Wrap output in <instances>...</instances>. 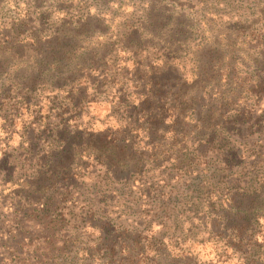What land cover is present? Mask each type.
<instances>
[{"label": "rangeland", "instance_id": "rangeland-1", "mask_svg": "<svg viewBox=\"0 0 264 264\" xmlns=\"http://www.w3.org/2000/svg\"><path fill=\"white\" fill-rule=\"evenodd\" d=\"M7 1L9 2L8 5L0 6L2 7L1 13H10L9 17L14 18L19 15H25V11H27L28 14L26 15L31 20L40 21L38 12L34 11L33 4L29 0H13L16 1L14 6L11 0ZM37 1L41 5V1L44 0ZM52 1L56 0H49V4ZM61 1L63 2L58 0L59 4L56 3L62 9L58 15L56 13L46 19L47 16L44 15L46 11H43V23L38 30L47 31L48 28L54 27L53 23L57 19L66 16V13L76 18L84 17L87 12L93 15L95 13V3L98 0ZM113 1L114 4L108 7L107 13L111 14L109 20L112 16L116 17V19L111 25L112 29L101 27L102 31H104L103 33L109 32L110 34L112 31L115 32L114 28H116L118 23L124 21V16L127 17V23L139 19L141 17L142 4L148 0ZM175 1H177L175 9L169 7L175 12L172 18L174 21L173 29L177 33V37L183 39L185 36H182L183 34L179 36L178 31L183 30L185 25L195 24L196 17L189 12L193 8L190 3H187L189 0ZM27 2L29 6H26ZM80 2L81 4H79ZM118 2L123 3L126 7L119 10ZM17 5L18 8L16 9ZM155 14L156 12L153 13V15ZM179 14L182 16L178 17ZM235 16L230 19L235 24L228 25L229 20L226 17L218 18L208 14V22L205 26H193V29H200L199 31L203 33L201 36L204 39L202 49H196L198 48L196 46L198 40H195L194 43L191 42L188 46L190 51H196L194 55L198 61V67H201L198 77H193L195 70L193 72L190 57L186 59L185 68L179 64L180 62L172 59L165 60L162 63L153 61V71L159 72V74L155 75V81L158 82L157 90L162 94L160 104L163 105L164 109L161 113H165L168 107L172 108L174 105H178L182 110V116L190 117L191 110L196 107L193 104L205 106L202 110L194 113L195 119L199 118L201 120L200 128H196L194 124H188V122L180 125L182 130H187L188 136L184 142H187L188 147H191L194 139L201 137L209 141L213 139V131L217 127L213 123V119L218 117L220 113H224L225 116L228 115L226 111H232L231 115L238 114L241 118H249L250 123L253 124H260L262 116H264V90L259 87L264 85V62L261 60L264 57V46L254 49L255 41L250 42L252 39H256L255 36L264 34V26H262V30L256 31L257 33L244 34L243 30L239 31L236 28V26H239V23H237L239 22V17ZM91 23L89 29L84 26L76 30V34L82 33V36H77L75 41L69 43L66 40H60L66 47L63 51L79 45L85 47L90 45L92 47L95 43L103 41L104 39L99 41L96 39L94 31L96 23ZM58 27L60 28V26ZM193 29L191 37H193L194 41V39H198L201 36L194 34ZM226 32L229 33L225 34L226 37H224L223 35ZM230 33L233 34L231 35ZM237 34L239 36L235 37L234 35ZM71 37L73 39L75 35L72 34ZM225 38H228L229 41L225 42ZM147 39L150 40L151 38L147 37ZM113 41H115L114 38H111L110 42L105 41L103 47L91 49L80 59V62H86L91 65L101 64L99 58L111 50V46H113L111 42ZM6 46H0V85L4 83L5 87L9 88V82L6 80L10 79L11 81L12 78L15 80L16 77H26V73H23V70L26 67L34 66V61H39L41 57H37L39 52L34 51L36 48L8 52L5 49ZM53 52L60 56L62 51L54 47ZM96 52H100L102 56H94ZM21 54L24 55L23 61H26L24 63L25 68L21 67V70L16 71L12 67L20 63L21 57L19 58V56ZM145 56L146 54L140 56L141 59L146 60L141 63L149 65L152 60L150 57ZM127 59L128 55L118 54L117 67L122 69L120 71L121 77L126 79L125 85L127 87L126 92H122L120 97L124 99L126 93L127 96L129 95L128 101L134 103V107L138 106L137 108L141 110L142 107L140 105H143L141 101L144 98L140 99L139 96L136 97L132 94V92L136 93V83L127 82V80L144 76L147 70L138 69L135 62L125 61ZM216 61H219L217 62V68H211L212 65H216ZM209 66L211 67L209 68ZM220 67L228 68L227 72L219 71ZM230 69H233V71L229 72ZM218 73L219 77H216ZM149 77V75H146L144 80H148ZM93 79L97 78L93 77ZM102 79L106 80L107 78L103 75ZM242 81H244V85H242ZM258 82H261L262 85H257ZM138 85L141 87V84ZM249 85L253 87L257 85L254 88L258 92L257 96L253 97L251 93H247L244 90ZM102 91L104 92L105 90ZM241 91H243V94L240 95ZM114 96H118L114 90L110 92L107 90L105 94L101 95L95 94L93 90H88L82 94H71L70 100H66V94H58L55 97V101H60L62 104L60 108L50 113L52 115H49L51 104H48V101H52L53 96L44 94L39 100L41 102L39 114L37 112L32 113L33 109L19 108L16 113L12 112L11 115H7L6 111L10 113V110H7L6 107L13 96L7 90L0 89V244L8 240L9 235H15L18 229H22L23 235L27 237L34 228L33 226L31 227V224L23 221L21 213L29 209V207L38 206L48 195L60 199V187L63 188L65 182L66 185L72 183L73 185L75 184L74 187L76 189L69 191L70 195L74 198L78 197L79 200L75 204V208L80 220L76 223L78 226L83 227L79 233L86 234L85 238H82L86 239V241L81 240L84 245L79 249L73 264H104V259H101V256L94 255L92 258H88L82 251L87 249L89 244L92 246L93 243H89V241H94L97 237L95 235L96 230H92L90 226L85 224V217L95 207L93 208L84 198H81L80 194L90 197L89 192L94 190L97 177L93 171H95L96 165L90 155L99 154L109 160V163L112 164V170L116 173L120 171V167L117 164L122 158L130 167L135 169L141 170L147 167V172L141 178H135L136 183H131L134 188L129 189L126 187L118 192L122 196L123 203L126 202V204H120V196L113 194L109 203L104 198L100 200V207L103 211H106L110 205H122L123 216L121 218L124 225H129V230L136 231L142 239L164 241L163 243L168 245V249L170 248L169 250L167 249L166 253L172 258H178L177 264H186L189 261H191V263L189 262L190 264L237 263L234 253L229 249L224 251L222 244L216 242L218 239L209 233V224L203 227L200 223L201 221L198 220L203 218L202 214L206 211L205 208H201L205 200L209 202V205L213 204V202L218 203L222 200L225 201V199L223 196L221 198L217 192H233L231 190L233 186H226L225 181L230 182V177L236 178L234 177L235 174L230 173L226 176L214 177L216 173L200 172L201 166H198V172L190 175L180 173L181 171L178 170V167L171 168L170 165L173 161L170 159H173L176 153V149H170L169 145L172 142V134L167 132L165 138H160L161 133L157 129H161V124H156L153 121L148 122L146 119H144L145 122L143 120L137 121L138 116L136 114L139 110L136 109L133 112V116H131V121H137V125L139 124L140 127L147 129L152 127L151 129L154 131L152 139L161 140L153 149L147 146L148 138H144L146 132L130 133L129 127L125 126L127 117L125 108L116 107ZM217 98H220V100H217ZM147 102L149 105H153L155 101L148 99ZM72 104H74V107ZM218 105L219 109L217 108ZM145 108L148 109L147 106ZM254 110H256V113L252 114L253 112L251 111ZM112 111H115V113H112ZM176 113L169 112L165 114L167 121L165 126H171L173 118L170 116ZM257 129L260 130L262 128L259 127ZM193 130L196 133L190 135V131L194 132ZM244 130L245 132L242 134L244 136L249 131L253 133L252 128H245ZM149 132L151 131L149 130ZM263 132L264 129L263 131L261 130V134L256 133L246 141H252L256 144V149L258 147L264 148ZM54 136L56 137L55 142L51 141ZM135 137L137 138L134 139ZM122 139H128L129 142H124L123 144L121 143ZM178 149L180 150L181 148ZM202 149L204 148H200V150ZM187 154V157L193 159V163H195L194 153L187 151ZM235 161L238 163V169L240 170L241 162L237 159ZM156 163L160 167L163 165L169 170L164 172V174H162V169L159 170L160 172L158 170L154 171L151 167ZM86 165L88 166L87 169H85ZM207 166L213 170L210 161ZM216 166L219 165L216 164ZM216 166L215 168H217ZM254 167L258 170L260 166L255 165ZM192 171L195 172V170ZM167 174L172 178L170 181L166 180ZM72 175L75 176L73 177ZM223 176L225 177L222 179L225 186L217 182L218 177ZM141 180L144 181V186L140 184ZM189 183L190 185H198L196 192L189 194L186 191L183 185H189ZM150 187L151 191H149L148 198L143 194V191H147ZM197 191H200V195L195 199ZM217 195L218 197H216ZM257 195H259V204L257 212L256 214L254 212L253 216L258 215V217L262 218L259 224L262 226L264 233V191L257 192ZM72 197L68 198V200L70 201ZM150 197L154 198L150 199ZM169 199H177V202L174 203ZM82 201L87 203V207L82 205L84 204ZM69 207H72L70 203H68L67 208ZM197 209H199V214L195 216ZM248 215L251 214L247 213L245 216ZM239 216L244 217L242 214H239ZM195 217L197 218L195 219ZM210 220L211 218L206 221L209 222ZM27 231L30 232L27 233ZM71 232V229H67L65 235H69ZM223 232L225 233V231H220V233ZM259 241L261 242L262 239L260 238ZM7 253L0 247V254L6 257ZM260 254H264V251ZM129 263L133 264V260L127 258L125 264Z\"/></svg>", "mask_w": 264, "mask_h": 264}, {"label": "trees", "instance_id": "trees-1", "mask_svg": "<svg viewBox=\"0 0 264 264\" xmlns=\"http://www.w3.org/2000/svg\"><path fill=\"white\" fill-rule=\"evenodd\" d=\"M29 1L33 4L34 11L38 12L40 21L31 20L30 17L26 15L28 14L27 11H25V15L11 18L9 17L10 13H1L2 7L8 5L9 2L7 0L0 1V6H2L0 7V46L7 45L5 49L8 52L36 48L34 51L37 53L39 52V56L37 57H41L39 61H34V66L26 67V69L23 70V73H26V77H16L15 80L12 78L11 81L10 79L6 80L9 82V88H6L4 83L0 85V89L3 88L7 90L9 94L13 96L6 107L7 110H10V113L6 111V114L11 115L12 112L16 113L19 108L28 110L33 109L32 113L37 112V114H39L41 109V102L39 100L44 94L53 96L52 101H48V104H51L48 113L52 115L50 113L60 108L62 104L60 101H55V97L58 94H66V100H70L71 94H82L86 93L88 90H93L97 95L105 94L107 90L108 92L114 90L118 95L117 97L114 96L116 99V107L125 108V113L127 115L125 126L129 127V132H146L147 134L145 133L144 138H148L147 146L153 149L161 140H157L156 138L152 139V136H154V131L151 129L152 127L150 129L140 127L139 124L137 125V121H144V119H146L148 122L153 121L156 124H161V129H157L161 133L160 138H165L166 133L170 132L172 134V142L169 144L170 149H176L174 158L170 160L177 163V165L184 164V166H187V169L184 171L186 174H195V172L192 171L194 164L193 159L187 157V151H192V153H194L196 162V160L202 156L200 154V148L203 147V145H212V148L218 152V155L221 157V159L216 162L219 166H216L217 168L212 171V173H216L214 177L229 175L230 173H228V170L236 167V171L231 172V174H235L234 177L236 178L230 177V182L225 181L226 186H233L231 188L233 192H217L220 194L221 198L222 196L224 197L225 201L222 200L218 203L213 202V204L210 205L208 201H204L202 204L203 207L201 208H205L206 211L203 213V218L198 220L201 221L200 223L203 227L209 224V233L218 239L216 242L222 244L224 251L229 249L234 253L237 262L235 264H264V254H260L264 251V233L262 231V226L259 224L262 218L258 217V215L255 217L253 216L254 212L256 214L259 204V195H257V192L264 191V148L258 147V149H256V144L252 141H246L256 133L261 134V130L263 131L264 129V116H262L261 121L259 120L261 122L260 124H253L250 123L251 121L249 118H241L238 114L231 115L232 111H226L228 115L225 116L224 113H220L218 117L213 119V123L217 125L213 131V139H211V141L202 139L203 137L194 139L192 140L191 147H188L187 142H184L187 140V130H182L180 125L188 122V124L191 123L194 124L196 128H200L199 124L201 120L199 118L195 119L194 113H197L198 110H202L205 106L193 104L196 107L191 110L192 113L190 117H183L182 110L178 105H174L172 108L168 107L165 113H161L164 109L163 105L160 104L162 94L157 90L156 86H158V82L155 81V75L159 74V72L153 71L152 68L154 64L153 61L162 63L169 59L180 62L179 64L185 68L186 59L190 57V60H192L191 66L193 72L195 70L193 77H198V72H200L201 67H198V61L194 55L196 51H190L188 46L191 42L194 43L195 40H198L196 44L198 48L196 49H202L201 47L204 39L201 36L203 33L199 31L200 29H193V26H205L208 22V14H212L213 17L217 16L218 18L226 17L229 20L227 23L228 25L235 24V22H231L230 19H232V16L236 15L235 17H239V22H237L239 26H236V28L239 29V31L243 30L244 34H253V32L262 30V26H264V0H186L187 3H190L193 7H191L192 9H190L189 12L193 13L196 19L194 21L195 24L185 25L183 30L178 31L179 36L182 34V36H185L183 39L177 37L178 35L173 29L174 21L172 18L175 14L173 9H175L177 4L175 0H148L142 4L141 17H139V19L127 23V17L124 16V21L118 23L116 28H114L115 32L112 31L110 34L109 32L103 33L104 31H102L101 27L112 29L111 25L115 22L114 19H116V17L112 16L109 20L111 14L107 13V9L110 5L114 4L113 0H94L96 3L95 13L93 15L87 12L84 17L76 18L66 13V16L57 19V21L53 23L55 26L48 28L47 31L38 30L43 23V11H46V13H44V15L47 16L46 19H48L50 15L56 13L58 15L62 10L58 7V0L52 1L51 4H49V0H44L41 1V5L38 4L37 0ZM59 2L63 1L59 0ZM11 3H13L14 6L16 1L11 0ZM118 3L119 10L126 7L123 3ZM54 4L56 5L54 6ZM79 4H81V2ZM26 6H29L28 2ZM17 8L18 5L16 6V9ZM154 12H156L155 15H153ZM180 16L182 15L179 14L178 17ZM91 22L96 23V27L94 26L96 39L98 41L104 40L95 43L92 47L90 45L87 47L79 45L78 47L63 51L66 47L60 40H66L69 43L75 41L77 36H82V33L76 34V30L84 26H87L89 29L92 24ZM58 26H60V28ZM192 29L194 34L201 36L198 37V39H194V41L192 39L193 37H191ZM228 33L229 32L224 33L223 36L226 37L225 34ZM72 34L75 35L73 39L71 37ZM230 34L232 35L233 33ZM239 34L234 36H239ZM258 36H255L256 39L250 41H255L256 45L253 47L254 49L264 46V34L259 36V38ZM147 37L151 39L149 40ZM111 38H114L115 41L111 42L113 46H111V50L107 52L106 55L104 54L102 56L100 52L94 54L96 57L102 56L99 58L101 64L97 63L96 65H91L86 62H80V59L84 57L87 52L91 51V49L103 47L105 41L110 42ZM224 40L227 42L228 38ZM154 41H156V43H154ZM54 47L62 51L60 56L53 52ZM119 53L128 55V59L125 61L135 62L138 69L147 70L144 76L142 75L139 78L127 80V82L136 83V93L132 92V94L136 97L139 96L140 99L144 98L141 101L143 104L140 105V107H142L141 110L137 108L138 106L134 107V103L128 101L129 95L127 96L126 93L124 99L120 97L122 92H126L127 87L125 85L126 79L121 77L120 71H122V69L117 67ZM23 54L19 56V58L21 57L20 63L12 67L16 71L21 70V67L25 68L24 63H26V61H23ZM144 54H146L145 57L148 56L152 60L149 62V65H143L141 63L142 61H146L140 58V56ZM241 55H243V53H241ZM261 60L264 62V57H262ZM217 62L219 61H216V65H212V67L209 66V68L214 67L213 69H216V66H218ZM227 70L228 68L226 69L225 67H220L219 69V71L222 72H227ZM230 71H233V69H230L229 72ZM103 75L107 78L106 80L102 79ZM146 75L150 77L145 81ZM93 77L97 79H93ZM216 77H219V73ZM138 84H141V87ZM258 84L260 85L261 82H258L257 85ZM242 85H244V81H242ZM257 85H255V87L249 85V87L244 90L247 93H251L253 97L257 96L258 92L254 89ZM259 87H262L261 89L264 90V85ZM100 89L101 91H105L101 92ZM241 94H243V91H241L240 95ZM83 95L81 96L83 97ZM148 99L155 101L153 105L148 104ZM218 99L220 100V98H217V100ZM72 106L74 107V104H72ZM145 106H147L148 109H146ZM217 108L219 109V105ZM136 109L139 110L136 114L138 118L137 121L132 122L131 116H133V112ZM169 112L177 113L170 116L173 118L171 120V126H165L167 122L165 114ZM251 112L255 114L256 110ZM112 113H115V111H112ZM259 127L262 129H257ZM245 128H252L253 133L249 131L245 136L242 135L243 132H245ZM149 130L151 132H149ZM195 133L196 131H190L189 134ZM55 138L54 136V140ZM136 138L137 137L134 139ZM124 142L129 141L128 139H122L121 143L124 144ZM178 148L181 149L179 150ZM90 158L96 165L95 169L99 168V171H103L105 177L107 176L112 182L114 181V183H110V185L113 184L115 187L103 189L100 187L99 182L97 184L98 186H95L97 193H94L96 190H93L94 192H89L91 195L90 197H85L84 194H80L81 198H84L87 203L93 206V208H96L97 211L94 208L93 211L87 215L88 220H90L88 223H99V225H92L91 227L96 228V230L100 232L98 242L82 250L84 255L88 258H92L94 255L101 256V259H104V264H125L127 258L133 260V264H177L178 258H172V256L166 253L168 245L163 243L164 241H147L142 239L139 235H135V233H137L136 231L129 230V225H124L121 218L123 214L118 212V215H116L114 219H110V217H108L110 216L108 211H103L100 207V200L102 198L110 202L113 194L120 195L118 192L121 189L126 187L131 189V183H136L135 178H141L147 172V167L141 170L135 169L134 167H130V165L124 161V158H122L117 164V166L120 167V171L116 173L112 170V164L109 163V160L102 157V155H90ZM236 159L241 162L240 170L238 169V163H235ZM201 165L205 168V173L210 172L206 169L208 165L206 158H204V161L198 166L200 167ZM255 165L258 167L260 166L258 170L254 167ZM87 168L88 166L86 165L85 169ZM151 169L154 171L162 169V174L169 170L163 165L160 167L157 163L154 164ZM72 176L74 177L75 175ZM166 178L167 181L172 179L168 174ZM218 178L217 182L225 186L222 180L225 177ZM98 181H100L99 177ZM140 184L144 186V181H141ZM74 185L72 183L66 185L65 182L64 187H60V199L48 195L38 206L29 207V209L21 213V217L24 219L23 221L31 224V227L33 226L34 228L31 232L27 231V233L30 232L27 237L29 242L27 246H25L27 247L26 255L28 256L25 259L21 258L23 255L20 251H23V248H20L19 251L15 249L17 251H14L15 254H9L7 258L4 256L0 257V264H73L75 262L74 260L77 257V253L84 244H82L79 241V237L73 233L65 235V229L70 224V219L73 220L75 216L73 214L74 210L67 208L68 203L75 206L79 201L78 197H72L69 192L76 189ZM183 186L189 194L196 192V188L198 187V185H190V183L189 185L184 184ZM149 191H151V187L148 188L147 191H143V194L148 197ZM198 195H200V191H197L195 199L198 198ZM70 197L72 198L69 201L68 198ZM216 197H218V195ZM153 198L154 197H150V199ZM169 200L174 203L177 202V199ZM82 202L87 205L84 201ZM196 208L198 207L196 206ZM90 209L92 210V208ZM118 209H120V207H118ZM198 211L199 209L195 211V216L199 214ZM95 212L100 213L96 215ZM247 213L251 215L245 216ZM239 214L244 215V217H240ZM67 216L69 219H66ZM120 218L121 220H119ZM196 218L197 217H195V219ZM207 218H211V220L207 222ZM111 220H115L116 224H110L109 222H111ZM106 229L110 231H106ZM22 231V229H19L17 233L16 230V238L22 237ZM220 231H225V233H220ZM16 238L14 237L6 242L9 244L12 243L11 245L13 246H18L22 241L15 240ZM260 238L262 239L261 242L259 241ZM0 247L4 250L9 249V246H7L5 242L0 244ZM189 262L191 263V261ZM189 262L186 264H190Z\"/></svg>", "mask_w": 264, "mask_h": 264}, {"label": "flooded vegetation", "instance_id": "flooded-vegetation-1", "mask_svg": "<svg viewBox=\"0 0 264 264\" xmlns=\"http://www.w3.org/2000/svg\"><path fill=\"white\" fill-rule=\"evenodd\" d=\"M51 141H53V142H55L54 141V139L53 140H51ZM48 144H51V143H48ZM202 148V147H201ZM203 148L204 149H202V150H200V154L202 155L201 157H199L197 160H196V162L193 164V170H195V174H196V172H198L197 171V169H198V165L200 164V163H202L203 161H204V158H206V162H209V160H210V162H211V164H212V168L213 169H215V166H216V162L219 160V159H221V157H220V155H218L219 153L218 152H216L213 148H212V145H209V146H207V145H203ZM200 154H197V155H200ZM196 155V156H197ZM235 163H236V161H235ZM171 167H178L180 170L179 171H181L180 173H182V174H184L185 172V170L187 169V166H184V164L183 165H177V163H175V162H173L172 163V165H170ZM95 168H96V166H95ZM99 168H97V169H95V171H93V173H94V175L97 177L96 178V183H95V186H98L97 184L100 182V187H102L103 189H106V188H108V187H115V185H110V183H114V181L112 182V180L111 179H109V177H105V174H103V171H99L98 170ZM205 168L201 165V170H200V172H205V170H204ZM206 169H208L210 172H212L213 170L212 169H210V167H206ZM232 170H236V167H234V168H231L229 171H228V173H231V172H234V171H232ZM192 174H194V173H192ZM190 175H191V173H190ZM82 177H83V175H82ZM98 177L100 178V181H98ZM145 179V178H144ZM142 181V180H141ZM94 186V191L96 190V187ZM133 187V186H132ZM134 188V187H133ZM118 189V188H117ZM132 189V188H131ZM128 190V189H127ZM93 191V192H94ZM94 193H97V190H96V192H94ZM120 196V198H119V202H120V204H123V205H125L126 204V202H124L123 203V199H122V196L121 195H119ZM79 202V201H78ZM83 203V202H82ZM91 203H92V201H91ZM109 203V202H108ZM84 207H87V205L86 204H82ZM221 205V204H220ZM81 206V205H80ZM118 207H120V209H118ZM123 206L122 205H115V206H109L108 208H107V211H108V214L110 215V216H108V217H110V219H114L115 218V216L116 215H118L117 213L118 212H120L121 214H122V210H123V208H122ZM221 207L223 208V206L221 205ZM69 209H71V210H74V212H73V214L75 215L74 216V219L72 220V219H70V224L67 226V228L65 229V230H67V229H71L72 230V232L70 233V234H75L76 236H78L79 237V241L81 242V240L82 241H86V239H82V238H85V236H86V234L85 235H83L82 234V232L81 233H79V231L81 230V229H83V227H80V226H78L77 225V221H79L80 220V216H79V214L78 213H76V208H75V206H73L72 205V207H69ZM110 212H112V213H110ZM96 215H98V213H96ZM203 215V214H202ZM204 216H205V214H204ZM22 218V217H21ZM66 219H69L68 218V216L66 217ZM208 219V218H207ZM88 216H86L85 217V221H86V225H88V226H92V225H99V223H97V222H93V224H89L88 222L90 221V220H88ZM119 220H121V218L119 219ZM110 224H116V221L115 220H111V222H109ZM92 228V227H91ZM19 230V229H18ZM92 230H96V228H92ZM106 231H110L109 229H106ZM17 233H18V231H17ZM16 233V234H17ZM16 234L15 235H9L8 236V240H6V241H10L9 239H13L14 237L16 238ZM69 234V235H70ZM103 234V233H102ZM95 235L97 236L95 239H94V241H92V240H90L89 241V243H96V242H98V237L100 236V232H98L97 230H96V232H95ZM135 235H138L137 233H135ZM28 237V236H27ZM27 237L26 236H24V235H22V237H17L15 240H18V241H22L21 243H19V245L18 246H13V245H11L12 243H7L6 241H5V244L7 245V246H9V249H6L5 250V252H8L7 253V255H6V257H5V255H2V254H0V257H2V256H4L5 258H7L8 257V255L9 254H15L14 253V251H16L15 249H17V251H19V249L20 248H23V251H20L21 253H22V255L23 256H21V258H23V259H25V258H27V256L28 255H26L27 254V252H26V248L27 247H25V246H27V244H28V240H27ZM92 244V245H93ZM90 246V244L88 245V247ZM16 251V252H17Z\"/></svg>", "mask_w": 264, "mask_h": 264}]
</instances>
